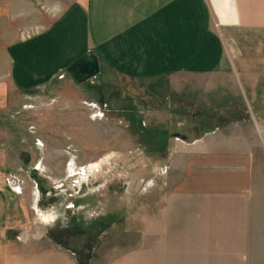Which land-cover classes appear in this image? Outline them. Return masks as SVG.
I'll use <instances>...</instances> for the list:
<instances>
[{"label":"rangeland","instance_id":"rangeland-1","mask_svg":"<svg viewBox=\"0 0 264 264\" xmlns=\"http://www.w3.org/2000/svg\"><path fill=\"white\" fill-rule=\"evenodd\" d=\"M47 1L34 5L42 15ZM63 1L79 0H55ZM80 60L47 87L14 89L0 100L1 168L26 218L24 228L0 238V264L36 253L92 264L117 246L128 251L131 235L143 230L134 233L131 215L144 216L135 210L174 202L179 189L192 187L193 173L233 177L209 180L232 188L241 182L236 173H249V204L264 220V92L250 99L217 73L84 81Z\"/></svg>","mask_w":264,"mask_h":264},{"label":"crops","instance_id":"crops-1","mask_svg":"<svg viewBox=\"0 0 264 264\" xmlns=\"http://www.w3.org/2000/svg\"><path fill=\"white\" fill-rule=\"evenodd\" d=\"M230 2L234 21L223 23L212 0H48L44 15L34 6L41 0H0V100L14 89L47 87L90 52L101 77L217 73L258 99L264 92V0ZM202 155L212 158L211 152ZM4 161L0 152V238L26 226L24 204L6 183ZM225 176L193 173L192 187L179 189L174 202L136 209L144 216L131 215L134 233L143 230L131 235L128 251L117 246L92 264H264V220L253 215L258 205L249 204L250 175L236 173V188L209 183L233 178ZM30 258L77 264L66 253L12 262Z\"/></svg>","mask_w":264,"mask_h":264},{"label":"water","instance_id":"water-1","mask_svg":"<svg viewBox=\"0 0 264 264\" xmlns=\"http://www.w3.org/2000/svg\"><path fill=\"white\" fill-rule=\"evenodd\" d=\"M79 76L88 81L91 78L97 77L100 74V66L97 56L91 54L89 57H85L76 65ZM27 162L28 159L25 158Z\"/></svg>","mask_w":264,"mask_h":264},{"label":"bare ground","instance_id":"bare-ground-1","mask_svg":"<svg viewBox=\"0 0 264 264\" xmlns=\"http://www.w3.org/2000/svg\"><path fill=\"white\" fill-rule=\"evenodd\" d=\"M219 19L225 22H231L234 16V6L231 0H212ZM100 66V65H99Z\"/></svg>","mask_w":264,"mask_h":264},{"label":"built area","instance_id":"built-area-1","mask_svg":"<svg viewBox=\"0 0 264 264\" xmlns=\"http://www.w3.org/2000/svg\"><path fill=\"white\" fill-rule=\"evenodd\" d=\"M85 173V170L83 171V173L82 174H84ZM7 182H8V186L14 191V188L12 187V183H11V180L10 179H7ZM37 186V185H36ZM17 193H20V191L19 190H17Z\"/></svg>","mask_w":264,"mask_h":264},{"label":"flooded vegetation","instance_id":"flooded-vegetation-1","mask_svg":"<svg viewBox=\"0 0 264 264\" xmlns=\"http://www.w3.org/2000/svg\"><path fill=\"white\" fill-rule=\"evenodd\" d=\"M85 174V173H84ZM85 176V175H84Z\"/></svg>","mask_w":264,"mask_h":264}]
</instances>
